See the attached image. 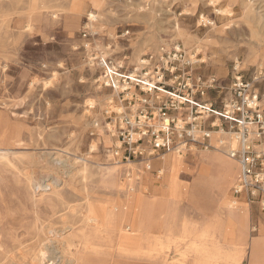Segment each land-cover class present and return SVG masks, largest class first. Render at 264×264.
I'll return each instance as SVG.
<instances>
[{"label": "rangeland", "instance_id": "1", "mask_svg": "<svg viewBox=\"0 0 264 264\" xmlns=\"http://www.w3.org/2000/svg\"><path fill=\"white\" fill-rule=\"evenodd\" d=\"M160 48L183 52L194 75L218 79L221 89L207 91L203 100L219 108L232 80L240 77L252 84L264 113V0H0V194L11 201L23 198L25 184L14 179L33 178L38 195L64 200L58 215L67 216L54 225L71 226L62 237L74 246L69 254L46 253L45 264L73 259L82 230L93 243L86 264H264V202L234 192L239 166L220 141L210 140L213 149L162 154L150 160V170L140 159L115 164L112 158L117 138L108 132L104 111L114 94L101 85L99 60L137 74L144 57ZM218 137L232 142L229 135ZM177 155L182 159L177 181L183 186L192 179L188 171H198L211 157L232 168L224 180L217 166L210 165L212 171L204 166L211 176L201 190L169 196L162 192L169 169L163 164ZM112 174L119 176L121 193ZM54 179V190L39 187ZM130 185L140 202L129 217L146 223L148 236L144 230L128 235L129 223L118 219L124 207L112 209ZM224 192L232 208L221 204ZM102 204L122 229L109 232L104 226L93 238L88 209ZM16 206L11 204L8 216L0 212L2 242L9 239L4 223L15 216ZM200 243L206 251L202 259L195 252ZM32 257L26 248L14 264H30Z\"/></svg>", "mask_w": 264, "mask_h": 264}, {"label": "built area", "instance_id": "2", "mask_svg": "<svg viewBox=\"0 0 264 264\" xmlns=\"http://www.w3.org/2000/svg\"><path fill=\"white\" fill-rule=\"evenodd\" d=\"M192 64L180 50L165 48L145 56L137 74L99 60L101 85L118 104L112 99L104 111L108 132L117 138L115 164L140 159L150 170V160L162 154L213 149L211 134L220 132L231 136V143L219 145L239 166L234 192L264 202V113L252 84L235 77L217 108L202 98L221 89L218 79L194 75Z\"/></svg>", "mask_w": 264, "mask_h": 264}, {"label": "bare ground", "instance_id": "3", "mask_svg": "<svg viewBox=\"0 0 264 264\" xmlns=\"http://www.w3.org/2000/svg\"><path fill=\"white\" fill-rule=\"evenodd\" d=\"M137 61H139L138 64V68H139L140 59L138 60L137 58ZM138 68H136L135 70H138ZM89 101L90 100H86L85 103L87 104ZM89 108L91 109L90 106ZM220 134L222 133L220 132L214 133L211 136V141H213V138L215 139L214 140L215 142L217 140L221 141L222 139L220 140V138L218 137V135L220 136ZM102 137L105 138L104 136ZM101 142L103 145L106 146L108 144V141L106 139H102ZM93 148L94 145H91L90 150ZM214 156L218 157V155H214ZM181 161L182 159L180 156L176 158L167 157L166 162L163 164L165 166H169V169L164 179V185H163L164 190L162 192L163 193L167 192L169 196L171 195L179 196V193H181V196H186V195L189 196L190 194H193V191L201 190L204 187V185H206L208 178L211 176L210 171L205 169L204 165H202L198 171H191V170L188 171V174L192 178L191 181H188L184 186L179 185L177 181V176L182 173V170L180 168H177L176 165L180 164ZM159 173H161V170L159 171ZM219 175L222 176L223 179L225 180V175L223 174L222 175L219 174ZM110 179L113 184V187L116 189L117 192L121 193L122 191H124L118 175L112 174ZM54 180H53V184L52 183L46 185L41 184L39 185V187L42 190L43 189L51 190V188L52 190H54V187L56 186L57 183V181ZM14 182L15 184H19V183L25 184V197L15 201H11L9 197L8 198L2 197V195L0 194V212L4 211L5 213H7L8 216L9 213L11 212L10 210L11 204H14V206L17 205L16 207L18 208L17 212L13 213L15 214V216L10 215L4 223L6 226L7 225L10 226L9 229L10 232H9V239L3 242L0 240V264H14V261L17 258V256L22 255V250L26 248L28 252H30L33 256L30 264H45L46 260L49 261L48 257L46 256V253H50V252L54 253L56 251H59L60 249H61L60 251L61 254L64 253L69 254L74 244L68 238L62 237V235L68 231L69 232L72 231L71 226L62 225L60 229H58L54 225L55 224L54 221L56 219H58L59 221L62 219L64 221L63 218L67 216V215H58L63 210V206L66 205L64 200H60V202L57 203L51 201L50 199L47 200L46 198H43V195H38L39 191L36 189L37 181L34 180L33 178H26L24 179V182H22L19 178H15ZM125 188H126L125 190L126 193L122 197L124 199L112 201V209L117 212L121 207H124L122 208L123 215L118 219L120 221L121 219H123L125 222L129 223L130 226L125 227V231L128 232L127 233L128 235L136 231L140 232L144 230L146 236H148L150 232L147 229L145 230V228L148 227L147 224L144 223L143 221L142 223L138 224L135 219L132 220L129 217L134 214L133 211L134 209L137 208V204L140 202L139 196L134 194L136 190H134V187H131V185L125 186ZM29 189L34 191V195L32 196L30 195V197L26 194ZM37 195L39 196V198H37ZM104 206L105 205L103 204L101 206L98 205V208L96 210H94V208L92 207L88 209L89 216L86 218V223L93 224L95 227L93 238H98L101 234H103L104 226L110 229L109 232H113L118 227H119V231H121L122 229L119 220H115V217L110 215L106 216ZM114 221H118V224L112 225V222ZM84 231L85 230H82L80 233L79 240L81 241L79 243H82V245L79 246L80 249L76 248L75 255H71L73 259L66 260L67 264H86L88 262V258L86 255H88L91 252L90 247L93 245V243H92V239H90V236H86ZM20 234L23 235L20 236ZM122 239L125 240V242L127 240V238L124 237ZM201 243L197 245V247L195 248L196 255L199 259L204 258L206 252V251L205 252L201 251L200 249L202 246ZM255 243L256 242L251 244L253 249L252 257L256 252ZM92 250L94 251L93 248ZM97 251H99V249H97ZM196 264H199V262H196Z\"/></svg>", "mask_w": 264, "mask_h": 264}, {"label": "crops", "instance_id": "4", "mask_svg": "<svg viewBox=\"0 0 264 264\" xmlns=\"http://www.w3.org/2000/svg\"><path fill=\"white\" fill-rule=\"evenodd\" d=\"M215 139L213 138V141L212 142H215L214 141ZM211 161H209V163H204L203 165L204 166H208V168H210V170L212 171V168L210 167V165H213V166H217V175L218 174H223V175H226L227 172L229 171L230 167L232 168V164L231 163H227L225 162L224 160L222 159H216L214 157H211ZM201 165V164H200ZM202 166V165H201ZM200 169V168H199ZM211 173V172H210ZM213 175H216V174H213ZM222 192V191H220ZM222 205H226V206H229V202H228V199L226 198V192L222 193ZM230 223H232V220H229Z\"/></svg>", "mask_w": 264, "mask_h": 264}]
</instances>
